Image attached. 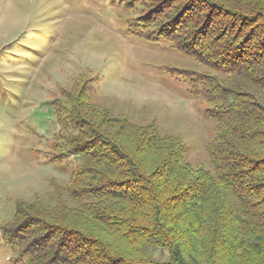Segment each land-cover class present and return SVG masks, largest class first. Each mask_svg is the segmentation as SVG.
Masks as SVG:
<instances>
[{
	"label": "trees",
	"instance_id": "16d2710c",
	"mask_svg": "<svg viewBox=\"0 0 264 264\" xmlns=\"http://www.w3.org/2000/svg\"><path fill=\"white\" fill-rule=\"evenodd\" d=\"M136 38L208 71L176 70L213 123L205 165L179 136L136 125L77 86L52 106L64 186L1 227L13 264H264V0H113Z\"/></svg>",
	"mask_w": 264,
	"mask_h": 264
},
{
	"label": "rangeland",
	"instance_id": "374dc122",
	"mask_svg": "<svg viewBox=\"0 0 264 264\" xmlns=\"http://www.w3.org/2000/svg\"><path fill=\"white\" fill-rule=\"evenodd\" d=\"M113 0H0V264H13L1 237L17 203L49 206L51 186H64L79 165L59 159L62 137L52 106L77 86L113 115L154 123L179 136L187 161L205 165L213 123L207 105L169 75L208 70L166 41L133 36Z\"/></svg>",
	"mask_w": 264,
	"mask_h": 264
}]
</instances>
